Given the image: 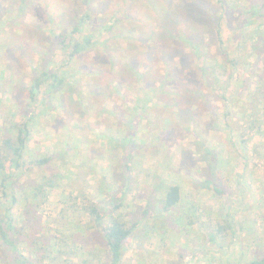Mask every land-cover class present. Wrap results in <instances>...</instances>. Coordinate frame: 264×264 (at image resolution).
I'll return each instance as SVG.
<instances>
[{
  "label": "rangeland",
  "instance_id": "374dc122",
  "mask_svg": "<svg viewBox=\"0 0 264 264\" xmlns=\"http://www.w3.org/2000/svg\"><path fill=\"white\" fill-rule=\"evenodd\" d=\"M241 8L254 24L243 26ZM77 23L97 45L67 60L58 34ZM43 67L65 84L47 103L44 86L33 100L25 159L60 155L18 172L17 189L43 175L60 179L40 204H13L21 254L103 263L104 241L84 211L108 198L107 187L124 192L119 209L130 217L151 211L125 241L122 264H230L264 251V0H0V130L29 109ZM133 114L138 148L127 174L112 140ZM206 146L219 159L220 192L200 186ZM172 183L180 202L162 214ZM219 223L225 234L215 233ZM209 230L215 243L206 247Z\"/></svg>",
  "mask_w": 264,
  "mask_h": 264
},
{
  "label": "trees",
  "instance_id": "16d2710c",
  "mask_svg": "<svg viewBox=\"0 0 264 264\" xmlns=\"http://www.w3.org/2000/svg\"><path fill=\"white\" fill-rule=\"evenodd\" d=\"M188 8L191 10L196 9L195 3ZM249 10L250 8H241L239 12V16L244 20L243 26L245 27L254 24L257 18L254 13L249 14ZM197 15H199V13H197ZM214 18V23L216 24L215 32L218 36L220 35L218 24L221 18ZM259 26H261V24H258L257 29ZM257 29L255 30L256 32H258ZM58 38V48L66 56L67 60L78 57L97 45V42L92 41L89 35L80 33L78 23L73 25L70 31H64L58 34ZM179 38L192 41V37L190 35L187 36L185 33L179 36ZM192 47L195 49L194 46ZM223 54L226 55V53ZM64 84L65 82H63V79L58 78L53 71L46 67L41 68L29 85V109H24L20 121L12 122L8 127H3L0 130V248L4 255L3 264H47L45 257L33 259L32 257H26L20 253L17 243V236L19 233L12 225L13 216L11 214V209L19 197H24L27 201L33 199L40 204V199L43 194L47 195V192H44L43 189L48 186L49 188H53L59 184V177L51 174L39 176L36 182H34V179H28L23 185H19L17 189V178L19 175L24 174L29 168L43 166L60 155L56 153L55 155H49L40 159L32 158L29 162H26L25 159L30 128L34 121L33 110H35V102L32 104L33 100H35L38 91L44 86V97L41 102L42 104L47 103L50 96L58 92ZM47 105L48 104H46V106ZM136 115L133 114L128 121H124L127 127H125L123 131L124 135L117 136L115 138L116 142L112 140V143H117V146L119 145L121 149H123L122 153L124 158L121 161V167L123 172L127 174L130 172L129 163L133 159L134 152L138 148L135 143L136 130L132 128L133 120ZM203 153H205L208 171L200 186L220 192V187L215 184L216 167L218 166L219 159L211 152L208 146L204 147ZM18 172L20 173L19 175H17ZM55 177H57V179ZM164 189L165 193L163 199L160 201L161 209H159V211L162 212V214L172 213V215H174L173 213L177 211L175 208L180 202L181 187L177 183H172L166 185ZM106 192L108 198L106 200H100L96 205L87 206L84 211V216L87 217L90 226L101 234V238L104 241L106 259L101 264H122L125 241L127 238L130 239L135 237V231L143 226L141 224L142 221L145 220L147 213L150 214L151 211L144 209L140 217L132 215V218L129 212L126 213L123 209H119L123 205L121 203V198L124 192L115 193L111 191L109 187L106 188ZM222 216L221 218L223 220L224 217ZM126 217L129 219L125 220ZM105 218H107L106 221ZM174 224H176V222H174ZM228 226L230 227L229 224ZM224 232H226V226L221 227L219 223L215 233L217 235H222L225 234ZM207 234V241L204 245L206 247H211L215 243V235L210 230ZM85 263L91 264L89 261ZM230 264H264V251L260 255L247 260L240 258L231 259Z\"/></svg>",
  "mask_w": 264,
  "mask_h": 264
}]
</instances>
